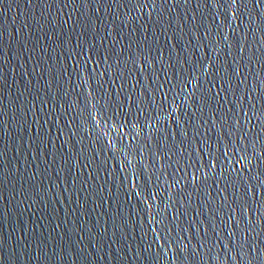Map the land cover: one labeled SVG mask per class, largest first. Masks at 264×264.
<instances>
[{
  "label": "water",
  "instance_id": "1",
  "mask_svg": "<svg viewBox=\"0 0 264 264\" xmlns=\"http://www.w3.org/2000/svg\"><path fill=\"white\" fill-rule=\"evenodd\" d=\"M0 264H264V0H0Z\"/></svg>",
  "mask_w": 264,
  "mask_h": 264
}]
</instances>
